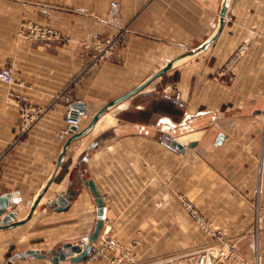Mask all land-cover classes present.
Here are the masks:
<instances>
[{"label":"crops","instance_id":"crops-1","mask_svg":"<svg viewBox=\"0 0 264 264\" xmlns=\"http://www.w3.org/2000/svg\"><path fill=\"white\" fill-rule=\"evenodd\" d=\"M111 1L120 4L115 22L107 21ZM222 1L0 0V66L12 62L17 81L0 80V196L8 199L4 213L15 215L8 222L26 217L70 136L57 138L67 126L66 104L53 96L86 66L80 42L124 31L118 55L74 84L71 103L83 102L88 114L82 129L106 102L203 43ZM28 21L60 29L69 43L28 41L19 34ZM8 90L47 108L22 134ZM87 181L103 199V227L136 264H197L193 252L214 241L181 206V193L212 229L236 242L233 264H264V0H229L221 32L206 49L73 140L31 217L0 229V264L83 263L12 256L85 242L97 213ZM67 189L75 191L69 207L53 210L48 201ZM122 251L108 250L110 259L120 260Z\"/></svg>","mask_w":264,"mask_h":264},{"label":"built area","instance_id":"built-area-1","mask_svg":"<svg viewBox=\"0 0 264 264\" xmlns=\"http://www.w3.org/2000/svg\"><path fill=\"white\" fill-rule=\"evenodd\" d=\"M119 12V2L111 1L107 11V20L109 22H115L119 16ZM29 29V35L31 38H39L47 45L50 44V41L52 40L64 39V35L57 29L31 23L29 24ZM123 35L124 31L118 30L112 35L105 36L104 38H95L93 42L85 43V51L83 55L87 56L88 58L87 64L84 67L85 70L87 68H92L102 61H108L116 57L118 55V48L122 42ZM242 52L243 48L237 50L236 54L223 68V71L228 69L242 54ZM0 80L8 84H13L15 82L12 68L10 66H0ZM67 96L68 95L65 94L62 97ZM65 113V122L67 126L58 132L57 138L59 140H63L67 135H69L70 127L73 125L79 126L81 119L87 115L85 105L80 101L76 103H69L66 107ZM179 202L187 214L196 222V224L214 240L212 243L193 252L195 262L197 264H233L234 262H237L239 260V254L236 242L228 241L219 231L212 229L206 216L195 207L194 203L186 194H179ZM109 230V226L103 227V233L99 235L97 242L93 243L87 259L97 260L100 257L108 259V250L120 251V243L108 235ZM84 245L85 242H82L81 246L83 247Z\"/></svg>","mask_w":264,"mask_h":264},{"label":"water","instance_id":"water-1","mask_svg":"<svg viewBox=\"0 0 264 264\" xmlns=\"http://www.w3.org/2000/svg\"><path fill=\"white\" fill-rule=\"evenodd\" d=\"M228 4H229V0H223L222 1L217 26H216L215 30L213 31V33L203 43H201L197 47L191 48V49L179 54L178 56H176L175 58L170 60L168 63L163 65L161 68H159L158 70H156L155 72L150 74L147 78H145L142 82H140L135 87H133L130 90H128L127 92L113 98L112 100L106 102L103 106H101L91 116L87 125L84 128L79 129L78 126H75V125L70 127V136L64 141V143L62 145V148H61V151L59 153L55 167H54L52 173L50 174V176L46 179L43 186L39 189L38 193L36 194L32 204L30 206V210L24 219L18 220L15 222H8L10 218H15V215L11 212L10 213H4L5 208L8 205V199H7L6 195L0 196V217H2V219L0 221V229H5V228L11 227V226L18 225L22 222H25L26 220H28L31 217L35 207L37 206V204L39 203V201L41 200V198L43 197V195L47 191L49 185L52 183V181L55 177V174L57 172V169L59 168V166H60V164H61V162L65 156L66 149L69 146V144L73 140L87 134L94 127L95 123L97 122V120L99 119V117L103 113H105L111 107L117 105L118 103H120V102L130 98L131 96L135 95L136 93L140 92L150 82H152L153 80H155L156 78H158L162 74L168 72L169 70L173 69L175 66H177L183 60H185L191 56H194L198 52L206 49L207 46H209L217 38V36L221 32V29H222L223 24H224V16H225ZM172 145L177 146L179 148L184 147V145L176 143L175 141L172 142ZM86 184L90 188L93 195L95 196L97 213H96V220H95L93 230L91 231V233L86 238L85 245L82 247L79 244H72L70 242H67V243L61 244L60 246H58L54 250H49V251L27 250L24 253L15 254L14 256H12V259H14L16 257L24 258L25 256H30L33 258H48L53 263H58L59 261L64 260L66 257L69 258L70 262H82V261L87 260L88 255H89L91 248L93 246V243H95L97 241L99 234L101 232V229L103 227V223H104L103 205L104 204H103V199L99 195V192L96 189L93 182L87 181ZM74 193H75L74 190L67 189L64 192L57 194L53 199L49 200L48 205L55 211H64L69 207V204L71 202V199H72ZM7 264H10V262H8Z\"/></svg>","mask_w":264,"mask_h":264},{"label":"rangeland","instance_id":"rangeland-1","mask_svg":"<svg viewBox=\"0 0 264 264\" xmlns=\"http://www.w3.org/2000/svg\"><path fill=\"white\" fill-rule=\"evenodd\" d=\"M30 23L31 24H37L39 26H46V27H50V28H53V29H57V30H59L64 35V39H62V40H52V41H50L51 43L47 45V44H45V42L43 40H41L39 38H34V37L31 38L30 35H29V33H30L29 24ZM20 26H23V27L26 28L25 31H22V32L19 33V34L22 35V37L26 38L28 41L39 43V44L43 45L45 48H51L55 44H60L62 46L63 45H67L69 43V41H70V38L68 37L67 34H65L60 29H58L56 27H53L52 25H49V24L28 21V22H24V23L22 22ZM109 35H112V34H108L107 36H109ZM104 37H97V38H104ZM94 39L95 38L88 39V40H82L80 42V48H81V51L80 52H81V55H83V53L85 51L84 44L85 43H88V42H93ZM122 42H123V37H122ZM122 42H121V44H122ZM121 44L119 45V47L121 46ZM111 60H113V59H111ZM111 60H108V61H111ZM103 62H107V61H102L99 64H101ZM99 64L93 66L90 69L87 68L86 70H85V68H82L76 74V76H74V78H72V80L69 81L68 84H66V86H64V88L61 91H59L58 93H56L53 96V102H64L66 104V107H67V105L72 102L71 94H72V92L74 90V84L76 82H78L82 77H84L87 74H89ZM5 65H8V66H10L12 68V65L13 64H12V62H7ZM13 76H14V74H13ZM15 83H17L16 80H15V82L13 84H15ZM13 84H8V85L9 86H12ZM66 87H67V89H66ZM62 94H64V95L66 94L68 96L67 97H62V96H64ZM7 95H8V98L7 99L15 107V108L13 107V110L16 111L17 126H18V130L20 132L19 134H22V133L26 132L37 121V119L43 114V112L47 109L44 106L42 107L41 105H37V104L33 103L26 96H22L20 94H15V92L13 90H8ZM87 117H88V114L84 118H87ZM178 200H179V196H178ZM108 235L117 241V239L113 235H111L110 230L108 232ZM120 246H121L120 247V251L119 250H114L115 252H118V255H119V252L122 251V245L120 244ZM122 252H123L124 256L121 257L120 260H119V258L117 256H116V258H114L115 260L114 259L113 260L110 259V256H109V258H108L109 261H110L109 264H136L130 254H127L124 251H122ZM108 255H109V253H108ZM127 255L129 257H127ZM98 261H100V260H90V259H87V260L83 261V263H80V264H93V263H96Z\"/></svg>","mask_w":264,"mask_h":264},{"label":"bare ground","instance_id":"bare-ground-1","mask_svg":"<svg viewBox=\"0 0 264 264\" xmlns=\"http://www.w3.org/2000/svg\"><path fill=\"white\" fill-rule=\"evenodd\" d=\"M181 63V62H180Z\"/></svg>","mask_w":264,"mask_h":264}]
</instances>
